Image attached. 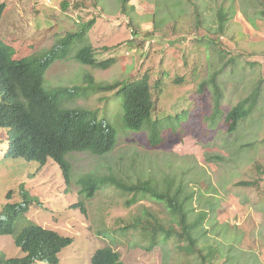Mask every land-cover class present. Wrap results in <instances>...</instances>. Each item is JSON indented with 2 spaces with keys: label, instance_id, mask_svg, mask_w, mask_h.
<instances>
[{
  "label": "rangeland",
  "instance_id": "374dc122",
  "mask_svg": "<svg viewBox=\"0 0 264 264\" xmlns=\"http://www.w3.org/2000/svg\"><path fill=\"white\" fill-rule=\"evenodd\" d=\"M0 2L5 4L0 38L15 59L41 56L94 22L46 71L47 90L82 88L86 75L105 85L144 75L151 86L161 82L150 119L161 129L155 146L149 145L146 129L132 133L119 126L121 92L87 88L62 101V108L95 110L119 131L104 157L67 155L69 183L52 160L41 166L8 157L7 129L0 128V212L21 202L29 208L25 224L71 238L58 264H90L104 247L116 251L122 264H264V0ZM222 11L226 20L219 32ZM85 44L96 61L114 59V64L101 70L77 62L75 52ZM259 83L254 110L229 133L225 115L260 90ZM213 113H218L214 121ZM108 173L129 183L151 180L159 190L167 178L174 187L182 184L183 193L191 195L187 221L203 217L192 235L202 254H187L186 241L167 239L157 230L159 225L181 229L163 203L144 193L133 196L103 186L90 199L79 194L78 178ZM78 202L85 214L74 207ZM0 255L4 260L23 256L11 236H0Z\"/></svg>",
  "mask_w": 264,
  "mask_h": 264
},
{
  "label": "trees",
  "instance_id": "16d2710c",
  "mask_svg": "<svg viewBox=\"0 0 264 264\" xmlns=\"http://www.w3.org/2000/svg\"><path fill=\"white\" fill-rule=\"evenodd\" d=\"M125 1V0H124ZM5 4L0 2V20L4 14ZM195 14H198L195 12ZM197 17V15H196ZM224 12L219 13L218 31L221 32L225 22ZM94 22L91 20L76 33H69L56 46L41 56H25L15 59L10 54V47L0 38V128L7 129L8 147L6 155L10 158H23L38 162L41 166L47 160L55 162L62 172L66 183L71 179V165L67 155L72 152H87L97 157L106 156L118 138V128L105 118L99 117L95 110L73 107L62 108L61 103L74 94L87 88L98 93L116 91L122 94L123 115L119 119L123 130L137 133L146 129L149 134V145L161 142V129L151 123V114L155 109V95L160 91V80L151 86L147 75L136 80H123L111 84L95 83L91 76L84 78L85 85L70 89L44 87V75L55 59H64L72 42L82 40ZM74 58L82 65L101 70L114 64V59L96 61L89 44L83 45L75 52ZM203 86V85H202ZM259 89L261 83L258 84ZM257 88V87H256ZM250 93L248 98L239 102L225 115L229 124L228 132L233 133L238 124L246 119L254 110L261 89ZM216 89V87H215ZM217 90V89H216ZM215 109L219 108V96L215 95ZM218 113H213V121ZM216 159H220L216 157ZM79 194L87 199L93 197L101 187H113V192L126 193L133 196L144 193L151 199L163 203L172 219L180 227L158 229L165 237L184 240L187 254H202L197 248L193 232L197 229L199 216L193 223L187 221L186 202L189 196L183 193L182 184L174 187L170 179L164 180L162 190L151 180L126 182L112 173L102 176L84 175L77 179ZM248 184V183H241ZM174 187V188H173ZM30 199V198H29ZM32 201V199H30ZM134 200H131V203ZM130 204V202H128ZM85 214L82 202L74 205ZM29 208L23 203H8L0 212V236H11L14 245L23 254L4 260L0 255V264H58L60 252L72 244V239L63 237L54 231L28 222L25 224L24 214ZM177 219V220H176ZM134 229L139 225L134 224ZM144 229V227H143ZM142 229V230H143ZM154 241V240H153ZM155 243V242H154ZM90 264H122L119 254L110 247L94 252Z\"/></svg>",
  "mask_w": 264,
  "mask_h": 264
},
{
  "label": "clouds",
  "instance_id": "9594fccd",
  "mask_svg": "<svg viewBox=\"0 0 264 264\" xmlns=\"http://www.w3.org/2000/svg\"><path fill=\"white\" fill-rule=\"evenodd\" d=\"M62 251H63V250H62ZM62 251H61V252H62ZM61 252H60V253H61ZM58 257H59V256H58Z\"/></svg>",
  "mask_w": 264,
  "mask_h": 264
}]
</instances>
